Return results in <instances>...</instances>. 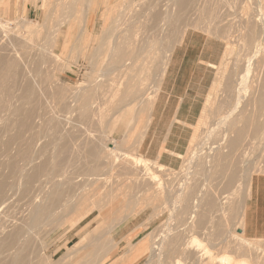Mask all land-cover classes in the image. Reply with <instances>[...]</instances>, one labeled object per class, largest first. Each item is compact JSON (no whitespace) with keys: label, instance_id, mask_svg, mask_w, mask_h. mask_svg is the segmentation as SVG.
<instances>
[{"label":"bare ground","instance_id":"obj_1","mask_svg":"<svg viewBox=\"0 0 264 264\" xmlns=\"http://www.w3.org/2000/svg\"><path fill=\"white\" fill-rule=\"evenodd\" d=\"M135 1L136 0H117L114 4H111L110 0L42 1L43 11L41 15V22H38L35 25V28H29L27 32L32 34L33 32L40 31L41 28L47 29L48 18L54 17L56 29L52 34V37L49 38L52 39L51 44L58 43L60 36L63 37L64 43L62 44V46L64 45V51H66V53L70 52V54L73 56H75L76 54L80 55L79 53H81V56H84L85 50L88 49L87 47L90 44H93V47L91 48L92 50L90 52V59L88 61V65H90L91 68V74L89 75H91L92 80H89V84L87 86L86 84L88 83V80L86 81V84L83 81L85 84L83 86H86L85 88H83L82 86V88L80 87L78 89V87L75 86V88L77 87V89H73V91L75 90L73 93L71 92L72 89L70 90V103L73 102L72 104H74V108L78 112V120L80 119L81 121L85 122H93L95 120L103 119V117L107 114L105 110H103V108H105L106 106H103V108L100 107L101 102L96 100V91L98 87H102V85L100 86L101 83L109 82V85L111 87H108L110 88V90L107 89V92H110L108 93L109 98L107 101H105L104 105L107 104L108 107L106 108L109 111L108 119L106 120L107 125H109V122H111L112 124L110 129L106 127V130L99 135H94L91 133V131H89V129H85L86 132L81 135L83 140H76L77 142L75 141L74 143L76 146L74 153L76 154V152H78L83 154L84 162L81 169L77 170V172L75 171L70 173H68L66 169L64 167H61L60 165H58L59 168L54 167L57 158V155L55 153L50 166H47L45 162L35 163L34 161L38 157L37 153L36 155H33V153H29L30 155H27V153L30 151L29 143V147L26 146L28 147L26 148L27 151L29 150L28 152L23 151L24 154H21L23 152L19 150V152H21L19 154L21 155L20 158L23 157L21 159L22 163L17 158L19 157V155L17 154L14 155L13 153V155L11 154L12 156L9 154V156H11L9 158L7 156V152L6 155L5 153L3 154V151L4 149L8 151V146L12 143H15L16 140H19L20 131H17L9 136L0 134V136H7V139L5 137V142H1L3 143V151L0 150L2 151L0 152L2 153V155L0 156L6 155L7 157L4 156L5 159L8 158V160L6 161L4 159L5 162L1 165L0 170V264H25L27 263L25 261L26 257L30 258L35 253L39 254L46 263L44 262V260H42L41 262L38 261L34 264H65L66 260L64 261V259L69 257V255L73 253H76L77 255L76 257L74 256L75 258L70 262V264H124L128 257L134 256L137 253L134 252L133 249L138 245H143L144 242L146 243L144 255L149 258L147 264H182L181 260L185 259L183 256L189 257L188 259L191 260L192 264H211L213 261H218V264H229L230 259L228 255H217L212 252V247H210L213 245L212 240H210L212 238L209 237L207 239V241H211L209 244V249L205 245L206 243L204 244V242L200 238L193 236L190 237L189 235L190 239H187L188 236L187 238L183 236L187 232L186 228V230L182 229L183 231H186L184 234L181 230L182 227H185L184 224H187L188 221H194L193 218H195L197 215L198 203L203 192L202 190L204 188L201 187L195 195H191L189 197V200L185 202L187 191L186 179L188 178L187 176L192 173V170H190V168L195 165V160L196 158H198L197 154H194L187 160L188 167L184 171V179L180 178V182L178 183V185L176 187H172L168 183L170 181L165 182L162 179L161 175L158 173L162 170L161 168H154L150 165V163L147 162L148 160L146 161L143 158L136 157L131 153V148H128L126 150L123 149L124 146H126L125 144L127 143V136L129 139L127 130L128 126L131 124V121L135 120L134 122L136 123L137 120L138 123L136 124H139L140 128H142L144 124L145 128L148 123L149 117H146V111L149 108L150 102L152 104L151 100L153 99H151L150 94H148L147 92L146 93L148 94V97H146L143 101H139V98L142 96V93L146 89V87H148L146 86L148 85L146 80L150 72L149 70L151 69V64H159L156 58V53L158 50H160L157 44L159 43V41L157 39L155 40V38L152 37L153 40H147L141 48H139L141 43L139 45L137 44L140 41L138 37L141 33L139 32H142V28H140V25L137 22V18V21L132 22V20L131 23L125 27V29L120 27L123 24V22H120L122 21L120 19L121 14H125L126 10H128L129 7H131V9L133 7L135 8ZM170 1L175 5H183L189 0ZM240 2H242L243 4L244 18L242 22L243 24H240L239 28L245 29L250 26L252 27L251 32L253 34V40L251 42V45L253 47L259 45V54L255 55V60L254 58H248L246 60L242 68L239 81L237 83L239 87L235 93L234 101L230 104L226 114L219 122L226 127L225 131L235 132L234 138H232V140L230 141L232 145L239 144L241 141H243V137H245V128H247L248 125L251 128L252 126L256 128L254 129V131L258 130V127L260 128L259 130H261L262 125L260 123V119H262L261 117L264 115V112L262 114V111L264 110V0H240ZM99 6L103 7V11L100 15V18L102 19L100 20L102 21L100 33L97 36H92V33H90L88 29V23L91 15L94 13L95 7L97 8ZM75 19L79 20V22H82L81 24H78V29L81 33L80 36L76 38V43L72 42L71 44H69L72 34V24L76 22ZM136 23L139 26H137ZM8 24L9 23L0 21V27H2L5 33L9 32ZM22 26L23 25H21V27ZM64 26L66 27V29L62 30ZM137 27L140 28L139 32L137 31ZM122 30L127 32L125 33L127 35L123 33L126 37L122 35L125 39L121 38L120 32H122ZM44 45L47 44L45 43ZM35 47L39 46L36 45ZM46 47L47 46H44V49L47 50L48 48ZM38 49L35 50L34 48L32 49V52L33 50L35 52H42L44 50L43 47L41 48V50ZM233 49V45H229L227 49V53H229L228 55H230L234 51ZM165 50L168 52L169 56L171 48H165ZM20 51L16 46H14V44L12 45V43L10 44V48L0 49V84L2 81H4L2 79L6 78L8 75L14 77L20 75L21 78H23H20L21 81H25L24 83L22 82L24 85L21 83L23 85L22 98H30V96L34 93V89L32 88V81L34 82V78H29L28 76H30L31 71L33 73V70L32 68H28L29 66H26L28 62L30 63V61H28L29 58H26L28 59L26 60L28 61L27 63L24 61L26 64H24V62L22 63L24 65H21L22 67L20 66L21 70H17L19 66L18 63H20L19 61H23L22 58L24 59V56H26L23 54L24 52H21L20 54ZM26 52L27 51H25V54ZM48 52H46V54H49ZM143 52H145V55H142ZM159 52L160 51H158V53ZM43 53L44 56L42 58L44 60L46 54L44 51ZM28 54L30 56L32 53ZM33 54L35 55L36 53ZM39 54L40 53H38V55ZM41 55L42 53L40 54V56ZM60 55L62 56L61 53ZM40 56L38 57L41 59ZM51 58L52 57L47 58L48 60L46 58L45 59L49 61L51 60ZM53 58L55 61L53 60ZM53 58L51 61L56 62L55 55L53 56ZM58 58L57 61L59 62ZM61 58L60 60H62ZM39 60H36V63ZM43 60H41V62ZM41 62L38 64L39 66L42 65ZM46 64L44 65H52V68L54 69L53 63L50 64L47 62ZM63 67L61 65L60 69H57L61 70V68ZM42 68H40L41 73ZM46 68L44 67L43 70H48L47 72L51 73V70H49V66V69ZM164 68L162 69V73L164 71ZM53 69L52 71L54 73L56 68L55 70ZM58 70L57 73L60 74ZM40 71L38 73H40ZM52 76L54 77V75L52 74L50 75V78H53ZM37 77L38 76H36V79ZM56 77L57 76H55V78ZM8 78L9 76L7 77V80L9 81ZM46 78H48V74H46ZM31 79L33 80L31 81ZM29 80L31 81V83L29 82ZM34 84H37V81ZM157 85L158 82L156 83V87ZM147 89L146 91H148ZM250 91L254 94V96L255 94L257 95L255 99H251L253 102H249L251 100L247 101L249 103H252V106L250 104L249 107L251 106L250 109L253 108L252 112L255 111V115L257 116L256 118H254L255 116L251 117L252 114L248 118L246 117L249 107H246L244 105L245 102L242 103V99ZM61 96L56 95V98L58 100H61L65 95L63 94L62 98ZM65 97L67 98V96ZM247 102L246 105L248 104ZM70 103L69 106H67V111L69 110L70 106V111L72 110V105ZM241 104L247 108L246 113L244 112L245 115L242 113V108H240ZM19 108L21 107L15 108L12 113L18 112L20 110ZM21 110V116H17V118H20L18 119L19 121H15V123H18V125L16 124V126H19L20 128L28 126V119L33 115L31 109H26L23 111ZM102 111L105 113H102ZM70 113H72V111ZM235 114L238 115L237 120L233 118ZM146 118L147 121L145 122ZM202 118L200 117V119ZM80 120L79 122H81ZM202 122L204 121L201 120V123ZM238 122L242 123V126H240V128L236 126ZM61 123L59 124L58 121H56L54 125L57 128L60 127ZM117 123H121V125L119 124L117 126ZM262 123L264 127V122ZM64 124L66 125L65 121ZM263 127L262 131L264 130ZM4 128L3 130L8 129L7 127L5 129ZM119 129H121L125 133L122 143L118 144L113 138L112 140H110L112 141V143L109 142V134H112L113 130L116 131ZM142 133L143 132H141L140 138L142 136ZM209 133L213 132L209 131ZM262 134L260 133V135ZM250 136H253L252 133L250 134ZM255 136L258 140V136ZM255 138L252 137V139ZM20 139L22 140L19 141H23L22 137ZM260 139L262 140V138ZM193 141L194 137L192 136L190 142L192 143ZM26 144L24 143L23 145ZM214 147L215 149H218L219 145L218 147L217 145ZM54 148L55 152L58 154L67 150V146L65 145V143H55ZM219 152L218 153L221 155V150H219ZM39 153L41 154V152H38V154ZM17 159L19 160V163H21L20 165L19 163H17ZM119 165H128L131 166L134 170L126 171L121 176L116 172ZM55 176H60L61 178L58 180H54ZM250 179L251 178H249L248 180ZM250 182L251 181H249V183ZM122 183L130 187H135L142 192V195L139 199H131L130 197L124 207L118 208L115 205V202L119 200L116 191L118 190L119 185ZM49 184H51L52 186L51 192H48L44 195L42 194V200L40 199V201H37L36 197L38 196V194L42 192V190L45 189V186L47 187V185ZM12 196H16V200L19 199L23 202H21V204L23 205H20V207L26 205L25 207L27 210L24 207V209L27 211H25L26 214H18V212L16 213V215H14V212L18 211L17 209L20 210V208L18 207L17 209H15V211L11 209L14 213V216L12 215V212H10L9 209L11 208V206L13 207L12 203L14 204V202H16H13L11 200ZM223 199L224 201L222 202L225 203L228 197L226 195H223L222 200ZM183 202L185 203L183 204ZM147 207L152 208V212L154 215L160 216L164 212L168 213L166 223L164 222L167 225V229L163 228L165 231L162 232L163 234L158 235L159 237L157 239L156 236H152L149 234L148 237L142 238L135 245L132 244V241H129V243L122 249V255H120L119 258H115L117 249L120 248L124 242V237H121L123 236V234L117 235L120 226V213L126 210V212H129V215L134 216L139 212L145 210V208ZM22 209L23 207H21V210ZM9 212L11 215L9 214ZM94 212H96V214L94 217L95 219L93 220H99V223L95 227H92L90 231L88 227L91 223L85 225L84 227L77 230L75 234L71 235V237H78V241L70 246L71 248H69L68 252L63 254L57 262H52V255L45 256L46 246L44 245V241L42 239H39L40 241L38 240L40 242L39 244L41 245L40 248L36 247V245L34 244L35 240H37L41 233L44 234L45 237L65 222H68L69 228L73 229ZM240 218H242V214L240 215ZM171 221L174 222L173 227H170ZM189 228L192 227L190 226ZM161 230L159 231L161 232ZM241 234L242 231L240 233V237L237 238L240 245L243 241L246 242L245 239L241 238ZM210 236L212 237V234H210ZM205 237H207V235ZM225 237H222L221 243L226 240ZM239 239L242 240V242L239 241ZM38 241H36V244H38ZM237 244L238 243H236L235 247H237ZM34 246L39 250L37 251ZM251 246L255 247L253 246V244ZM251 246L249 245L248 248ZM257 247H255V249ZM242 248L243 247L239 249L238 246L239 250H242ZM246 248L247 247L244 246V249L242 250V253L244 251V255L250 249L254 250V248H250L245 253ZM251 250L249 251L250 254L248 252L250 257ZM258 256L261 255L259 254ZM259 258L260 257H258V259ZM184 261L183 264L186 263V261L188 262V260H186L185 262ZM240 264L249 263L243 260Z\"/></svg>","mask_w":264,"mask_h":264},{"label":"rangeland","instance_id":"obj_2","mask_svg":"<svg viewBox=\"0 0 264 264\" xmlns=\"http://www.w3.org/2000/svg\"><path fill=\"white\" fill-rule=\"evenodd\" d=\"M42 1L43 0H13V2H11L10 0L8 4L9 5L13 4V11H8L9 9L7 10L5 8V12L3 14H1V8H0V21L9 23L8 24L9 32L5 33L2 27H0V49L10 48V44L12 43V45L14 44V46H16L19 49V51L22 50L20 51V54L21 52L22 53L24 52L23 54L26 56L22 54L25 58L24 59L22 58L23 61H19L20 63H18L19 66L17 70L18 69L21 70V67L24 64H26L28 61H30V63L28 62L26 66H29L28 68L30 69L32 68L33 73L31 71L30 76L28 77L34 78V82L32 81L33 79H31L34 93L30 96V98H22V87L25 81L24 80L21 81V79L23 78H21L20 75L16 76L17 79L19 78L18 80L16 79V77L11 75H8L9 81L7 80L8 76L2 79L4 80L2 82H4L5 84L2 82H1L2 85L0 84V134L1 135L5 134L9 136L17 131H20V136L23 138V141H19L22 140L20 139L21 137L19 136V140H16L15 143L10 144L8 146V151L4 149L5 151L4 152L2 150L3 149L2 146L5 140L7 139V136L5 135L0 136L1 139L3 138L2 140L0 139V150L3 151V154L4 153L6 154L7 152L8 155L7 154L6 155L9 158L13 155V153L14 155L16 154L19 155L21 153L19 152V150L22 152L23 151L28 152L30 150L31 152L29 151L27 155H30L31 153H33V155L34 154L36 155L37 153L38 155V157L34 161L35 163L45 162L47 166H50L55 153L57 155V158L54 167L59 168L58 165H60L61 167H64L68 173L75 171L77 172V170L81 169L84 159H83V154L78 152H76V154L74 153V150L76 149V146L74 144L75 141L76 140L82 141L83 138L81 137V135L84 134L88 129L89 131H91L92 134L99 135L106 130V127L108 129L111 128L112 123L109 122L108 123L109 125H107V121H106L109 115V111L106 108L108 106L107 104L104 105L105 101H107L109 98L108 93L110 92L107 91L110 90L111 87L109 85V82H103L100 84V86L102 85V87L103 86L104 87L103 88L98 87L96 91L97 92L96 100L101 102L100 107L103 108V106L104 107L106 106L105 107L106 109L103 108V110H105L107 114L103 117V119L95 120L93 122L92 121L85 122L79 119L81 121L79 122L78 112L75 110L74 104H72L73 102L70 103L71 100L70 96H71V92L73 93L77 89V87L78 89L80 87L82 88V86L88 82L86 84L87 86L89 84V80H92L91 75H89L91 74L90 73L91 68L90 65H88L89 64L88 61L90 59V52L92 50L91 48L93 47V44H90L87 47L88 49L86 50H88L89 52L85 50L84 56H81V53H79L80 55L76 54L75 56L71 55L70 52L66 53V51H64V47H63L64 45L62 46L64 40L63 37L61 36L58 40V43L55 44L53 43L54 45L51 44L52 39L49 38L52 37V34L56 29L54 17L48 18L47 29L41 28L42 30V31L40 30L41 33L40 31L33 32L32 34L28 33L27 31L29 28H35V25L38 22H41L42 19L41 15L43 11ZM110 1L111 4H114L116 3L117 0H110ZM134 3H135L134 4L135 8L133 7L134 9L133 8L131 9V7H129V9L126 10L125 14H121L120 19L122 21L120 22H123V24L120 27L125 29V27L129 25L132 20H133L132 22H134L137 21L138 19L137 22L139 23L140 28H142L141 29L142 32H139L140 28L137 27L138 28L137 31L141 33L139 34L140 36L138 35L140 41L137 44L139 45L141 43L139 48H141L147 40H153V38H155V40L157 39L160 43V45L159 43H157L160 49L158 51L160 52L158 53L157 51L156 53V58L159 64L156 65L151 64V69L149 70L150 72L146 80L148 85H146L145 82V85L148 86L146 87V89L148 88L147 89L148 91H146V89L144 88L145 90L143 91L142 96L139 98V101L141 100L143 101L146 97H148V94H150L151 99L154 100L162 79V69L164 68V65L168 59V52L165 50V48H171L172 50L174 45L179 41V39L186 30L193 28L206 34L207 36L220 38L221 40H223L224 43V51L223 54L221 55L220 60L214 66L213 80L205 97L201 113L198 116L196 122L192 126V136L194 137V141L192 143L189 142V145L185 149V152L179 157L176 166H172V167L165 166L159 164L158 162H155L154 160H150L140 154L138 144H139L141 132L144 133L145 131L144 128L145 124L142 126V128H140L139 124H136L138 123L137 120L136 123L134 122L135 120L131 121V124L128 126L127 134H129V139L127 136V143L125 144L126 146H124L123 149L126 150L128 148H131V153L133 155L139 158H143L146 161L148 160L147 162L150 163V165L154 168H161L162 170L159 171L158 173L161 175L162 179L165 182L170 181L168 183L172 187H176L178 185V183L180 182V178L184 179V171L188 167L187 160L190 157H192L194 154H197L198 158H196L195 160L196 163L190 168V170H192V173L189 174L187 176L188 178L186 179L187 191H186L185 202L189 200V197L191 195H195L201 187L204 188L202 190L203 192L198 203L197 215L195 218H193L194 221H188L187 222L188 225L184 224L185 227H182L184 225L181 226L182 228L179 227L181 228V230L187 229L186 230L187 232L182 230L183 234L186 232L183 236H185L186 238L188 236L187 239H190V237L192 236L200 238L204 242V244L206 243L205 245L209 249L210 247H212L211 250L215 254L228 255L230 259L229 264H240L241 261L243 260L248 262L249 264H264V254H263L264 238H249L242 233L241 238L245 239L246 242L243 241L244 242L243 243L242 240L239 239V241L242 242L241 245H243L241 246L237 240V238L240 237L241 231L239 230L242 226V219L240 218V215L242 214L244 202L249 194V190H248L250 189L249 181H251L252 178L257 175L264 174V135H263L264 130L262 131V127H263L262 122H264L263 121L264 115L261 117L262 119H260V123L262 125L261 130H259L260 128L258 127V130L254 131V129L256 128H254L252 125L251 126L253 129L249 125L248 127L246 126L247 128H245V135H244L245 137H243V141H241L239 144H234V145H232L230 141L232 140V138H234L235 132L225 131L226 127L219 123L222 117L226 114L230 104L233 103L234 101L235 93L239 87L237 83L239 81V77L241 75V71L246 60L248 58H254L255 60L256 59L255 55L259 54L258 53L259 45L256 46L257 48L251 45V42L253 40V34L251 32L252 27L250 26L245 29L239 28L240 24L241 25L243 24L242 23L244 18L243 4L242 2H240V0H189L183 5L180 4L175 5L170 0H136ZM2 4L3 2L2 0H0V5ZM102 11H103V7L100 6L97 8L95 7L94 13L91 15L89 19L88 29L89 32L92 33V36L93 35L97 36L100 33V28L102 23V21H100L102 20L100 18V15ZM74 23L72 24V30H71L72 34L69 44L75 42L76 38H78L81 33L80 30L78 29L79 28L78 24L79 23L81 24L82 22L76 20V22ZM21 25L23 26L21 27ZM139 25L137 24V26ZM65 29L66 27L64 26L62 30ZM120 33H121V38L125 39L122 35H124L127 32L122 30V32ZM43 41L47 45H44L45 43ZM36 45L39 46L40 48L35 47ZM41 45L43 49L44 46H47L46 48H48L47 50L46 49L43 50L45 54L49 50L48 52L49 54H46L44 57L45 61L42 58L44 56L43 51L35 52L33 50L32 52V49L34 48L35 50H37L38 48L41 50L42 48ZM229 45H233L234 47L233 49L234 51L232 52L233 54L231 53L230 55H228L229 53H227V49ZM25 51H27L26 54ZM28 53L30 54L32 53V54L29 56ZM33 53H36L35 55L37 57ZM38 53L40 54L42 53V55L40 56V54L38 55ZM60 53L62 54V56L64 54L63 57L66 59H64L60 55ZM54 55L56 57L55 58L56 62H54L55 61L53 58ZM142 55H145V52H143ZM38 56H40L41 59ZM47 56L52 57L54 61H51L52 58L51 60L47 61L48 60L47 58H49ZM26 58H29V60ZM57 58L59 62L57 61ZM60 58L64 60L62 61L60 60ZM36 60L39 61L36 63ZM41 60L43 61L41 62ZM46 61L50 64L53 63L54 69L52 68V65H48L50 68L49 69L48 66H46L47 65ZM23 62L24 64H22ZM40 62L42 63V65L40 64L41 66L38 65ZM63 62L65 66L63 65ZM61 65L62 67L63 66L64 67L61 68V70H58L60 69ZM42 67L43 68L47 67L49 70H51L50 72L54 75V77L52 76L53 78H50V75L52 74L47 72L48 70L47 71H45V69L43 70ZM40 68H42V73L40 71L41 70ZM52 69L55 70L54 73ZM57 70L58 72H60V74L57 73ZM39 71L40 73H38ZM46 74H48V78H46ZM35 75L38 76L37 79ZM55 76L57 77L55 78ZM35 79L37 81V84H34L36 82ZM54 79L55 80L57 79L58 81L57 80L55 81ZM38 80H39V85H38ZM31 81L29 80L30 83ZM83 81L85 82V84ZM157 82H158L157 85L158 88L156 87ZM75 86L77 87L75 88ZM85 87L83 86V88ZM73 89L75 90L73 91ZM248 93L246 94V96L248 97L245 96L246 98L244 97L242 99V103L245 102L244 105L246 107L247 106L249 107L250 104L252 106V103L249 102H253L252 101L253 98L255 99V97L257 96L256 94L254 96V94L251 91ZM63 94L67 96V98L63 96ZM56 95L58 96L62 95L63 98L62 96L61 98L63 100L62 99L58 100L56 98ZM248 100L251 101L247 102ZM246 102L248 103L247 105ZM69 103L72 105V110H71L72 113H70L71 106L67 111L68 109L67 106H69ZM151 105L152 104L150 102L149 108L146 111L147 114L146 117H149ZM245 106H243L242 104L240 106V108H242L243 111L242 113L244 115L247 111L246 110L247 108ZM251 106L248 108L250 111L248 110L249 114L247 111L246 117L248 118L252 114L251 117L255 116L254 118H256L257 116L255 115L256 114L255 111H253L254 112L253 113L252 112L253 108L250 109ZM17 107H21L22 110L21 108H19L21 111L26 109L32 110L33 115L28 119L27 122L28 126H24L22 128L16 126V124L18 125V123H15V121L17 122V120L20 119L19 117L17 118V116L18 115L21 116L20 110L16 113H12V112ZM105 112L102 111V113ZM263 112L264 110L262 111V114ZM200 117L203 118L200 119ZM233 118L237 120L238 115L235 114ZM201 120L204 122L201 123ZM56 121H58L59 124L61 122L63 124L61 123L60 127L56 128V126L54 125ZM64 121L66 125L64 124ZM146 121L147 118L145 119V122ZM119 124L121 125V123H117L116 125L118 126ZM236 126L240 128V126H242V123L238 122ZM4 127L5 128L7 127L8 129H5ZM3 128L5 130H3ZM209 131L213 133H209ZM251 133L253 135L252 136L253 138H255L256 137L255 135H257L258 140L257 137L255 139H252V137L250 136ZM260 133L261 134L263 133L262 134L263 136L260 135ZM124 135L125 133L121 129L116 131L113 130V133L109 134L110 136L109 142L112 143V141L110 140H112L113 138L116 140L118 144H121ZM260 138H262V140ZM24 143L27 144L23 145ZM28 143L30 144V149L27 151L26 148L29 147ZM55 143H60V144L65 143V145L67 146V150L59 154L56 153L54 148ZM216 145L217 147L219 145L218 149L217 148L215 149L214 146ZM219 150H221L222 153L221 155L219 154L220 153ZM38 152H41V154L40 153L38 154ZM244 153H246L247 155ZM9 154L12 155L9 156ZM21 154H24V152ZM0 155H2V153H0ZM6 155L4 156L7 157ZM4 156H0V170H1V165L6 160H8V158L5 159ZM20 157L21 155H19V157L17 158L21 162L22 161L21 159L23 157L22 158ZM18 159H17V163H19ZM21 163H19V165ZM133 170L134 169L131 166L119 165L116 172L122 176L123 173H125L126 171H133ZM60 178H61L60 176H55L54 180H58ZM249 178L251 179L248 180ZM51 190H52L51 184L47 185V187L45 186V189H43L42 192L38 194L37 196L38 198L36 197L37 201L38 200L40 201V199L42 200L43 198L42 196L48 192H51ZM116 192L119 200L115 202V205L118 208L124 207L125 204H127V200L130 197L131 199L132 198L139 199L142 195L141 191H139L135 187L127 186L124 183L119 185L118 190ZM223 195H226L228 197L225 203L222 202L224 201V199L222 200ZM16 199H17L16 196H12L11 200L13 202L14 201L16 202H14V204L12 203L13 207L11 206L9 211L12 212L11 209L15 211V209L19 207L20 210L17 209L18 211L14 212L15 214L12 212V215L13 214L16 215V213L18 212H19L18 214L20 213L26 214L27 212L26 211L27 209L25 207L26 205L21 206L23 207V209L21 210L20 205H23L21 204L22 201ZM185 202H183V204ZM24 207L26 210L24 209ZM95 214L96 212H94L92 215L87 217L85 220H83L73 229L72 228L70 229L69 223L65 222L64 224L58 226L55 230L50 232L45 237L44 234L41 233L42 235L40 234L37 240H35L34 244L36 245V247L40 248L41 245L39 244L40 243L39 241L42 239L44 241V245L46 246L45 256L52 255V259L50 258L52 262H57L63 254L68 252L69 248H71L70 246H72L74 243L78 241V237L76 236L71 237V235L75 234V232L80 228L91 223L90 226L88 227L90 231L92 227H95L99 223V220H93L95 219L94 218ZM167 214H168L167 212H164L160 216L154 215L151 207L145 208V210L139 212L134 216L129 215V212H126V210L122 211L120 213V218H119L120 226L117 235L123 234V236L121 237H124V242L121 245V247L117 249L115 258H119L120 255H122L123 253L122 249L129 243V241H132V244L135 245L142 238L148 237L149 234L152 236H156V239L159 237L158 235L163 234L162 232L165 231L164 229L165 228L167 229V225L165 224ZM170 223H171L170 227H173L174 222L171 221ZM190 226L192 228H189ZM159 230H161V232ZM210 234H212V237L210 236ZM206 235L207 237H205ZM223 235H225L226 237ZM209 237L212 238L210 239L212 240V244H213V245L211 244L212 246L209 245L211 241L209 240L207 241ZM222 237H225L226 240L221 243ZM36 241H38L37 243L39 244V246L38 244H36ZM247 241L250 246L253 244V246L255 247L258 246V247L256 249L255 247L252 246L248 248L249 245ZM236 243H238L237 247H235ZM145 245L146 243L144 242L143 245L141 244L135 247L133 250L134 252H137L135 254L136 256L134 255L128 257V259H126L124 264H147L149 258L144 255ZM238 246L239 249L243 247L242 250L244 249V246L247 247L245 249V253L250 248H254V250L250 249L251 257L249 255L250 250L247 251V253L244 255L243 254L244 251L242 253V250H239ZM36 247L34 246V248L38 251L39 249ZM35 254H33L30 258L26 257L25 261L29 264H34L38 261L41 262L42 260H44L41 258L39 254L36 255ZM73 254L69 255V257L64 259V261L66 260L65 262L67 264H70V262L77 255L76 253L74 255ZM259 254L261 256H258ZM183 257L185 258L184 259L185 261L188 260V262L186 261L187 264H189V261L190 264H192L191 260L188 259L189 257H185V256ZM258 257L260 258L258 259ZM184 260H181L182 264ZM214 262L215 261H213L212 263L215 264L217 262L216 264H218V261H216L215 263Z\"/></svg>","mask_w":264,"mask_h":264},{"label":"crops","instance_id":"obj_3","mask_svg":"<svg viewBox=\"0 0 264 264\" xmlns=\"http://www.w3.org/2000/svg\"><path fill=\"white\" fill-rule=\"evenodd\" d=\"M2 0L1 14L13 11ZM13 2V0H11ZM9 6V7H8ZM224 51L223 40L196 29L186 30L170 50L149 120L139 140L142 156L165 166H176L192 137L201 113L213 69ZM240 230L249 238H264V174L250 182L242 209Z\"/></svg>","mask_w":264,"mask_h":264},{"label":"water","instance_id":"obj_4","mask_svg":"<svg viewBox=\"0 0 264 264\" xmlns=\"http://www.w3.org/2000/svg\"><path fill=\"white\" fill-rule=\"evenodd\" d=\"M239 231H241V230H239Z\"/></svg>","mask_w":264,"mask_h":264}]
</instances>
